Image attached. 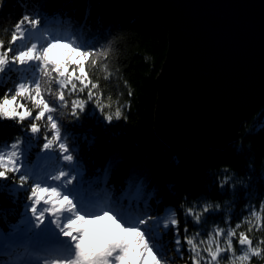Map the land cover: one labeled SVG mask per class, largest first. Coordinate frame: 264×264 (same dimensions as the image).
I'll use <instances>...</instances> for the list:
<instances>
[{"label": "trees", "instance_id": "16d2710c", "mask_svg": "<svg viewBox=\"0 0 264 264\" xmlns=\"http://www.w3.org/2000/svg\"><path fill=\"white\" fill-rule=\"evenodd\" d=\"M168 46L144 0H0V149L25 157L0 163V237L38 235L33 200L55 173L71 213H108L154 264H264V102L227 149L169 147L155 126ZM29 251L5 243L0 264Z\"/></svg>", "mask_w": 264, "mask_h": 264}, {"label": "water", "instance_id": "95a60500", "mask_svg": "<svg viewBox=\"0 0 264 264\" xmlns=\"http://www.w3.org/2000/svg\"><path fill=\"white\" fill-rule=\"evenodd\" d=\"M144 4L169 34L157 79L158 136L171 148L227 149L264 102V0Z\"/></svg>", "mask_w": 264, "mask_h": 264}, {"label": "rangeland", "instance_id": "374dc122", "mask_svg": "<svg viewBox=\"0 0 264 264\" xmlns=\"http://www.w3.org/2000/svg\"><path fill=\"white\" fill-rule=\"evenodd\" d=\"M39 37L38 29L19 25L17 38H31L33 45H36ZM49 58L58 59L53 54H50ZM24 159V149L18 144L0 149V163L6 167L19 168ZM45 181L48 187L33 200L36 212L32 217H36L34 226L38 235L29 239L25 236H18L17 239L0 237V250L4 248L5 243L8 246L14 241L19 243L27 240L32 252L16 255L4 264H77L78 260L72 261L77 254L79 258L83 257L80 258L83 264L155 263L149 251L142 247L137 232L123 227L119 220L108 213L97 212V209L80 213L79 208L78 212L71 213L60 193L65 192L66 187L62 174H47ZM148 181L145 173L137 172L134 182L136 196H146ZM93 201L98 204L96 199L93 198ZM35 248L42 251L43 255L38 256ZM51 250L62 256H58L57 260L55 255L49 253Z\"/></svg>", "mask_w": 264, "mask_h": 264}, {"label": "bare ground", "instance_id": "6f19581e", "mask_svg": "<svg viewBox=\"0 0 264 264\" xmlns=\"http://www.w3.org/2000/svg\"><path fill=\"white\" fill-rule=\"evenodd\" d=\"M94 199H96V198H94ZM97 202H98V204H100V202L98 200H97ZM35 252L37 253L38 256H42L43 255V253L41 251L37 250V248H35Z\"/></svg>", "mask_w": 264, "mask_h": 264}]
</instances>
